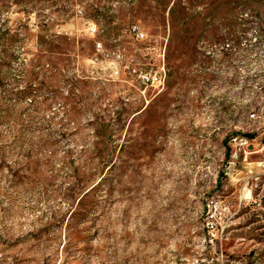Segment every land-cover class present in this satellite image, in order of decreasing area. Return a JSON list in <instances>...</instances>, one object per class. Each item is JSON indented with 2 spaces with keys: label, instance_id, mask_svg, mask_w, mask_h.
Wrapping results in <instances>:
<instances>
[{
  "label": "rangeland",
  "instance_id": "obj_1",
  "mask_svg": "<svg viewBox=\"0 0 264 264\" xmlns=\"http://www.w3.org/2000/svg\"><path fill=\"white\" fill-rule=\"evenodd\" d=\"M5 1L0 264H264V0Z\"/></svg>",
  "mask_w": 264,
  "mask_h": 264
},
{
  "label": "trees",
  "instance_id": "obj_2",
  "mask_svg": "<svg viewBox=\"0 0 264 264\" xmlns=\"http://www.w3.org/2000/svg\"><path fill=\"white\" fill-rule=\"evenodd\" d=\"M177 0H175L176 3ZM237 4H240L241 9L245 10L247 1L246 0H236ZM220 2V1H219ZM215 4V11L219 10L220 3ZM222 2V1H221ZM231 4V0H224L223 3ZM0 5L3 8H7L8 4L5 0H0ZM238 6V5H237ZM97 14L104 15V13L100 9H96ZM172 15L175 14L176 8L173 6L170 9ZM135 24V23H134ZM133 25V24H132ZM131 25V26H132ZM130 26V27H131ZM130 29V28H129ZM15 34L13 31L4 26H0V89L3 95L1 98H7L9 95H15L18 99L23 98L29 94L37 95V92H48L54 90L56 93L57 90L53 88L55 85V80H58V68L55 63L56 59V52L55 50L51 49V47L40 48L38 52L33 53V56L30 59V67L25 68L22 70L21 79L26 81V86L22 88H13L8 89L5 87L3 80L6 76L5 68L7 67V58L9 56V44L13 40ZM49 40H46V43H50L53 45V42L56 39L64 38L63 36L51 34ZM54 80V81H49ZM20 82V81H19ZM50 82V83H49ZM63 82L66 86H69L68 91L70 94L65 97V103L68 104L73 98L74 89L76 85L68 78H64ZM51 86V87H50ZM50 88V89H49ZM47 92V93H48ZM46 100H49L47 98ZM45 105H49L46 104Z\"/></svg>",
  "mask_w": 264,
  "mask_h": 264
},
{
  "label": "built area",
  "instance_id": "obj_3",
  "mask_svg": "<svg viewBox=\"0 0 264 264\" xmlns=\"http://www.w3.org/2000/svg\"><path fill=\"white\" fill-rule=\"evenodd\" d=\"M91 24H93V23H91ZM94 26L96 28L95 24H94ZM129 30L135 36V38L138 39V40H143L147 36V32L138 23L133 24L130 27ZM96 46H97L98 50L103 49L102 42H97ZM154 48H155V46H154ZM162 56L165 57V52L164 51L162 53ZM140 75L142 77L143 83L146 84V85H155V84L158 83L159 85H163L164 86L165 80H166L165 64H163L160 67V69H158V70H156L154 72H142ZM251 115L254 118H258V117L264 116V110H263L262 114H260L258 112H253Z\"/></svg>",
  "mask_w": 264,
  "mask_h": 264
}]
</instances>
